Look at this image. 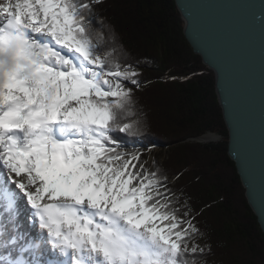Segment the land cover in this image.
Instances as JSON below:
<instances>
[{
    "label": "snow or ice",
    "instance_id": "snow-or-ice-1",
    "mask_svg": "<svg viewBox=\"0 0 264 264\" xmlns=\"http://www.w3.org/2000/svg\"><path fill=\"white\" fill-rule=\"evenodd\" d=\"M104 4L0 0V264H208L212 255L197 226L203 209L169 186L179 177L145 144L136 93L152 81H141L143 61H131Z\"/></svg>",
    "mask_w": 264,
    "mask_h": 264
},
{
    "label": "trees",
    "instance_id": "trees-1",
    "mask_svg": "<svg viewBox=\"0 0 264 264\" xmlns=\"http://www.w3.org/2000/svg\"><path fill=\"white\" fill-rule=\"evenodd\" d=\"M101 14L131 61H143L141 81H152L136 93L151 128L145 144L162 146L158 166L170 180L179 177L169 186L183 188L192 207L203 209L196 220L212 246L208 264H264V234L227 153L214 74L186 41L174 0H105ZM183 76L191 78L180 82ZM207 133L221 139L195 141Z\"/></svg>",
    "mask_w": 264,
    "mask_h": 264
},
{
    "label": "water",
    "instance_id": "water-1",
    "mask_svg": "<svg viewBox=\"0 0 264 264\" xmlns=\"http://www.w3.org/2000/svg\"><path fill=\"white\" fill-rule=\"evenodd\" d=\"M183 35L215 93L248 205L264 234V0H174ZM221 136L195 138L206 143Z\"/></svg>",
    "mask_w": 264,
    "mask_h": 264
},
{
    "label": "rangeland",
    "instance_id": "rangeland-1",
    "mask_svg": "<svg viewBox=\"0 0 264 264\" xmlns=\"http://www.w3.org/2000/svg\"><path fill=\"white\" fill-rule=\"evenodd\" d=\"M157 147H156V150L154 151V153H153V155H154V157H155V160H156V162L158 161V158H159V156H161L162 154H163V156H164V150H162L163 148H162V146H160V145H156ZM146 158V157H145ZM161 160V159H160Z\"/></svg>",
    "mask_w": 264,
    "mask_h": 264
},
{
    "label": "bare ground",
    "instance_id": "bare-ground-1",
    "mask_svg": "<svg viewBox=\"0 0 264 264\" xmlns=\"http://www.w3.org/2000/svg\"><path fill=\"white\" fill-rule=\"evenodd\" d=\"M201 143V142H200ZM21 220H23V217H21Z\"/></svg>",
    "mask_w": 264,
    "mask_h": 264
}]
</instances>
